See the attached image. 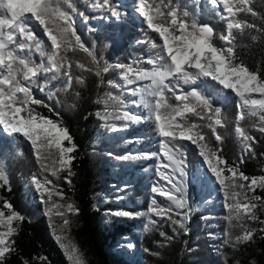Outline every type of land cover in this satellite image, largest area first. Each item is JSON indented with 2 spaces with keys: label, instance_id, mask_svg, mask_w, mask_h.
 I'll use <instances>...</instances> for the list:
<instances>
[{
  "label": "snow or ice",
  "instance_id": "1",
  "mask_svg": "<svg viewBox=\"0 0 264 264\" xmlns=\"http://www.w3.org/2000/svg\"><path fill=\"white\" fill-rule=\"evenodd\" d=\"M209 2L213 6H222L220 15L225 21V33L216 34L212 26L200 23L194 16L189 18V12L186 10L181 12L179 7H168L165 0H136V10L143 17L147 28L155 33L160 41V43L155 40L151 42V47L156 51L145 61L151 67L135 68L123 64L102 67L98 65L95 71L99 76L101 73H107L110 68H119L124 70L121 77L128 84L136 81L149 82L129 90L131 95H139V100L132 103L138 107L142 106L147 115H138L125 110L116 118L132 123L154 120L155 130L162 138L159 157L161 165L157 167V172L166 184H154L152 192L165 197L171 203L158 204L153 198L151 201L153 207L148 210L150 214L171 220L173 205L175 209H183L186 206L184 188L182 183L177 182L173 173L178 172L180 177L186 175L182 159L183 145L179 142L188 141L198 147L199 155L203 158L207 170L224 190L225 200L232 201L225 204L229 222L234 218L243 221L245 217L256 220L254 210L257 204L252 200L261 198L249 197L245 191V184L237 183V180L248 181L247 188L255 192L257 187L264 188V176L249 178L238 168L227 166L226 159L218 155L222 149L212 147L207 140V134L203 131L204 128L209 129L216 142H223V136L218 132V127H225L226 121L221 108L214 107L213 101L199 87L185 91L181 86V82L196 84L201 78H210L223 89L231 90L238 97L235 132L245 142L246 150H251V144L247 142L255 141V137L246 133L240 126V121L257 117L259 131L264 132V78H261L258 72L250 70L243 62H235L236 37L233 30L242 32L246 27H252L247 21L237 18L238 13L252 11L248 7L250 0H209ZM92 7H108L113 17L119 16V12L109 6V0H103L102 3L96 0ZM77 14L84 15L82 12L78 13L75 0H0V136L17 134L23 136L30 142L38 161L46 159L44 152L57 149L60 167L51 170L53 176H58L59 172L65 169L68 170V176L73 175L71 165L74 157L68 154L72 153L76 146L74 144L70 147L65 146L64 141L70 143L72 141L67 128L35 111L33 105L49 106L35 97L33 89L45 91L44 87L37 85V79L41 76L47 81H61L65 90L72 86L73 65L68 57L69 51L79 48L96 62L94 51L85 45L76 27ZM34 26L42 28L50 44L36 36ZM217 39L223 42L222 46L217 45ZM33 49L39 54V63L32 58ZM76 67L93 71L79 62L76 63ZM75 81L82 84L84 78L76 76ZM108 83L113 87H120L114 81ZM190 117H196L205 123H197ZM144 155L152 158L154 154ZM130 158L135 157H123V159ZM42 168L44 171H49L47 165L42 164ZM226 172L230 175H226ZM0 181L7 183L6 170L2 164H0ZM67 182L71 183V180ZM32 183L38 191L43 188V192L48 194V201L52 200L53 191L43 187L44 184H52L51 180L45 178L42 182L33 176ZM56 195L63 196L59 192ZM4 207L12 208L7 202ZM62 207L52 203L47 211L51 213L55 209V214L63 217V225L67 226L70 221L66 218L65 212L61 211ZM67 211L78 212V209L68 204ZM115 214L132 215L129 212ZM175 215L183 217L185 214L177 211ZM23 219L24 217L14 210L9 215L0 211V227L6 229L0 231V264H4L6 253L14 250L12 248L14 241L10 242L8 239L17 231L13 227V221ZM172 222L184 228L183 219ZM156 223L152 215H149L146 230ZM160 235L165 237L167 234L161 232ZM56 239L60 241L62 237L57 235ZM250 239L252 232H245L242 236L236 237V242ZM61 247L73 264H83L75 247L69 248L63 243Z\"/></svg>",
  "mask_w": 264,
  "mask_h": 264
},
{
  "label": "trees",
  "instance_id": "2",
  "mask_svg": "<svg viewBox=\"0 0 264 264\" xmlns=\"http://www.w3.org/2000/svg\"><path fill=\"white\" fill-rule=\"evenodd\" d=\"M75 3L78 13H84L83 16H75L76 27L82 41L94 51L96 62L79 48L69 51L68 57L73 65L72 86L65 90L61 81H47L43 76L39 77L37 85L44 87L45 91L35 89L34 95L49 107H32L42 116L67 128L72 137L70 145L76 146L71 153L74 159L71 165L73 175L70 178L69 192L78 209L76 237L87 253L89 264H140L137 260L131 263L120 250L113 247L115 240L121 235H133L136 221H119L115 217H105L102 209L96 204V198L105 191L112 179L106 158L109 150L95 146L94 140L96 134L103 129L98 109L107 95L110 85L108 81L114 80V72L113 68H110L107 73L98 76L95 69L98 65H113L121 55L131 57L129 48L133 41L149 38L152 34L144 19L132 11L136 7V0H109V6L119 12L118 17L96 10L92 7L94 0H75ZM165 3L168 7H179L181 12L188 11L189 18L194 16L199 22L210 21L216 34L226 32L225 21L220 15L222 8L211 5L207 0H165ZM248 7L252 11L241 12L238 19L247 21L252 27H246L242 32L233 30L236 37L235 62H243L250 70L258 72L261 78H264V0H250ZM100 18H103L101 23L98 21ZM34 31L39 39L50 44L42 28L34 26ZM216 43L218 46L223 44L219 39ZM140 50L142 52V49ZM32 58L39 63V54L34 49ZM77 62L93 71L77 68ZM76 76H82L84 82L77 83ZM193 87H199L213 101L214 107L235 112L236 98L230 90L221 91L218 84L211 79H205ZM144 121L132 126L129 133L140 130L146 132ZM203 131L212 147L222 149L218 155L225 158L227 164L240 161L242 171L246 175L264 176V135L255 134L251 150L239 158L232 124L225 122V127H218V132L223 136L222 143L215 141L209 129L204 128ZM179 143L183 145L187 163L192 166L197 160V150L188 141ZM29 149V142L19 134L0 136V164L7 175V183L0 181V196L24 217L23 220H18L15 226L17 231L10 238L14 241V250L6 253L4 264H69L50 233L41 203L29 196L23 187L22 173L26 172L25 162ZM257 192L262 203L260 222L250 230L252 239L226 248V264H264V188ZM192 211L195 215L193 218L199 214L194 208ZM146 240L147 237L143 236L139 242L140 247L146 246ZM143 256L146 263L151 264L146 255ZM172 264L182 262L174 261Z\"/></svg>",
  "mask_w": 264,
  "mask_h": 264
},
{
  "label": "rangeland",
  "instance_id": "3",
  "mask_svg": "<svg viewBox=\"0 0 264 264\" xmlns=\"http://www.w3.org/2000/svg\"><path fill=\"white\" fill-rule=\"evenodd\" d=\"M95 2L96 0H94ZM219 7L222 8V6ZM94 8L105 13H110L108 7ZM136 9L137 3L132 11L140 16ZM237 18H240V13H238ZM102 19L100 18L98 21L101 23ZM151 34L149 38L135 39L129 48L131 57L127 58L121 55L113 65L123 64L126 66L131 65L135 68H150L151 65L145 63V61L153 56L156 51V49L151 47V42L155 40L157 43H160L157 35L152 32ZM140 49H142V52ZM123 71V69L113 68V81L120 85V87L109 85L107 89L106 98L104 97L101 107L98 109V114L102 119L101 124L103 129L100 133L96 134L94 140L95 146L109 150L106 158L108 171L112 178L108 182L105 191L100 193L96 198V204L102 209L105 217H115L119 221L123 219L136 221L133 235L126 233L121 235L115 240L113 247L120 250L131 263L137 260L140 264H147L146 258L143 256L145 254L151 264H172L174 261L178 263L182 262V264H226V248L239 244L240 242H236V237L242 236L245 232H250L254 226L259 224L262 212L261 201L252 200L253 203L257 204V208L254 210L257 217L256 220H250L245 217L243 221L234 218L229 222L227 219L228 209L225 207V204L231 203L232 201L225 200L224 190L207 170L203 158L199 155L198 147L192 144L197 150L196 162L190 166L187 163L185 153H182L186 175L180 177L178 172L173 173L177 182L182 183L184 188V196L187 202L186 206L183 209H175L173 205L171 220L166 217L160 218L154 214H150L148 210L150 207H153L151 203L153 198L157 200L158 204L167 205L171 203L165 197L152 192V186L154 184H166V181L162 180L160 174L157 172V167L161 165L159 157L160 140L162 138L159 137L155 130L154 120L144 121L143 127L147 130L146 132L140 130L131 134L129 130L138 123L116 118L125 110H130L138 115H147L146 110L142 106L138 107L132 103V101L139 100V95L133 96L129 90L138 88L149 82L136 81L133 84H128L121 77ZM204 80L205 78H201L197 83H201ZM181 86L185 91H191L195 88L193 87L194 84H183V82H181ZM219 88L221 91L226 90L222 86H219ZM35 89L37 88L33 90ZM232 94L235 96L233 92ZM235 98V112L233 113L232 110L227 112L225 110L222 113L226 118L225 122L232 124L233 134L237 142L238 156L240 158L248 150H246L245 142L235 132L238 97L235 96ZM190 119L197 123H205V121H200L196 117H190ZM240 126L245 129L249 136L255 137V134L264 135V132L259 131L260 125L257 117H249L244 121H240ZM143 127H139V129ZM251 142L249 141L247 143L251 144ZM64 144L66 147L71 146L68 141H64ZM49 152L51 155H49ZM145 153H153L154 155L152 158H147L144 155ZM43 155L46 159L38 161L30 144L29 153L25 162L26 172L22 173L25 192L41 203V210L50 233L61 248L68 263L73 264L65 254L64 248L61 247L62 243L69 248L75 247L83 264H89L87 253L76 237L77 212L67 211L68 204H72L77 209L72 195L69 192L70 183L67 182L72 175L68 176L67 169L60 171L58 176L51 174L52 169H59L60 167L59 152L57 149H50L48 152H44ZM68 155H71V153ZM125 156L135 158L123 159ZM42 164L47 165L49 171H44ZM240 164V161H235V164H227V166L236 167L240 172H243ZM226 175H230V173L226 172ZM33 176H36L42 182L45 178L52 181V184L43 185V187L53 191L51 201H48V194L43 192V188L39 191L37 190L36 186L32 183ZM247 176L249 178H259L263 175ZM237 183L245 184V191L249 197H259L257 191L261 189L260 187H257L255 192H252L247 188L248 181L238 179ZM191 185L193 187L192 189ZM167 187H171V185H167ZM57 192L62 193L63 196L56 195ZM240 199L243 202V197ZM5 202L9 203L0 196V211H4L5 215L11 214L13 210L17 212L10 203L12 208H5ZM52 203L63 206L61 211L65 212L66 218L70 221L69 225H63L64 218L56 215L55 209L51 213L47 211ZM193 208L199 212L194 218ZM177 211L185 215L183 217L177 216L175 215ZM117 212H129L132 215H116L115 213ZM149 215H152L157 223L150 225L146 230L145 226L148 224ZM180 219H183L184 228L172 222L173 220ZM17 222L18 220L13 221V227L16 226ZM4 230L6 229L0 227V231ZM161 232L167 235L162 237L160 235ZM57 235L62 237L60 241L56 239ZM143 236L147 237L145 241L147 247H140L139 245ZM169 237L171 239H168ZM10 238H8L9 241H11ZM156 253H159V255H156Z\"/></svg>",
  "mask_w": 264,
  "mask_h": 264
},
{
  "label": "water",
  "instance_id": "4",
  "mask_svg": "<svg viewBox=\"0 0 264 264\" xmlns=\"http://www.w3.org/2000/svg\"><path fill=\"white\" fill-rule=\"evenodd\" d=\"M200 23H207V24H209L210 26H212L213 27V29H214V32H215V27L211 24V22L210 21H202V22H200Z\"/></svg>",
  "mask_w": 264,
  "mask_h": 264
}]
</instances>
